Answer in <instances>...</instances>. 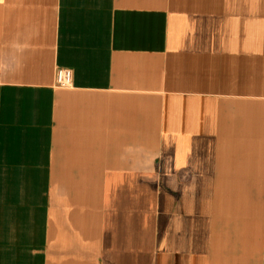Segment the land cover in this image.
Listing matches in <instances>:
<instances>
[{"label": "crops", "instance_id": "obj_1", "mask_svg": "<svg viewBox=\"0 0 264 264\" xmlns=\"http://www.w3.org/2000/svg\"><path fill=\"white\" fill-rule=\"evenodd\" d=\"M0 264H264V0H0Z\"/></svg>", "mask_w": 264, "mask_h": 264}, {"label": "built area", "instance_id": "obj_2", "mask_svg": "<svg viewBox=\"0 0 264 264\" xmlns=\"http://www.w3.org/2000/svg\"><path fill=\"white\" fill-rule=\"evenodd\" d=\"M72 70L66 67H59L55 71L56 84L62 87H67L71 84Z\"/></svg>", "mask_w": 264, "mask_h": 264}]
</instances>
